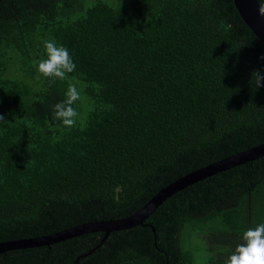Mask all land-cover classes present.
I'll return each mask as SVG.
<instances>
[{"label":"trees","instance_id":"1","mask_svg":"<svg viewBox=\"0 0 264 264\" xmlns=\"http://www.w3.org/2000/svg\"><path fill=\"white\" fill-rule=\"evenodd\" d=\"M52 39L76 65L83 131L53 120L67 81L32 63ZM262 54L234 0H0V244L125 219L264 144V87L250 79ZM259 223L264 154L176 190L141 223L11 247L0 264H191L188 232L203 264H222Z\"/></svg>","mask_w":264,"mask_h":264},{"label":"clouds","instance_id":"2","mask_svg":"<svg viewBox=\"0 0 264 264\" xmlns=\"http://www.w3.org/2000/svg\"><path fill=\"white\" fill-rule=\"evenodd\" d=\"M257 4V14L264 17V0H257ZM152 19L146 17L149 23ZM42 47L40 58L32 61L36 72L48 79L50 84L57 80L67 81L65 98L52 105V118L60 122L61 130L79 127L83 131L86 118L75 107L78 101L83 100L82 86L78 87L81 82L69 77L76 69L72 56L65 46L58 45L54 39L44 40ZM258 59L264 60V54L258 56ZM250 79L254 82L255 88L264 87V68L253 69L250 72ZM0 121H5L3 115H0ZM222 264H264V223L242 230L239 242L222 260Z\"/></svg>","mask_w":264,"mask_h":264},{"label":"water","instance_id":"3","mask_svg":"<svg viewBox=\"0 0 264 264\" xmlns=\"http://www.w3.org/2000/svg\"><path fill=\"white\" fill-rule=\"evenodd\" d=\"M237 10L240 16L248 24V26L253 30L256 36L264 42V17L257 14V0H234ZM264 154V144L249 149L247 151L235 154L233 156L224 158L215 163L210 164L207 167L198 169L176 181L168 186L162 188L157 192L141 209H139L134 214L129 217L116 221H100L92 222L87 224H82L74 228L61 231L59 233L53 234L48 237L40 238H30V239H20L14 241H8L0 244V252L11 247H28L36 244H41L42 241L53 238H68L77 233L90 232V231H105L106 235L113 229H120L129 227L141 223L145 220L169 195L178 189L184 188L191 182L198 180L202 177L208 176L215 173L216 171L229 168L231 166L240 164L247 160H251L258 155ZM154 230V229H153ZM104 236V238L106 237Z\"/></svg>","mask_w":264,"mask_h":264},{"label":"rangeland","instance_id":"4","mask_svg":"<svg viewBox=\"0 0 264 264\" xmlns=\"http://www.w3.org/2000/svg\"><path fill=\"white\" fill-rule=\"evenodd\" d=\"M181 243L183 248L190 252L191 264H203V260L208 256V251L204 247L205 242L201 235L194 232L184 233Z\"/></svg>","mask_w":264,"mask_h":264}]
</instances>
